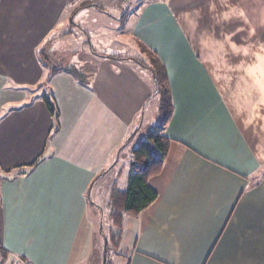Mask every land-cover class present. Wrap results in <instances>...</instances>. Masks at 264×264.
I'll list each match as a JSON object with an SVG mask.
<instances>
[{"label":"crops","instance_id":"1","mask_svg":"<svg viewBox=\"0 0 264 264\" xmlns=\"http://www.w3.org/2000/svg\"><path fill=\"white\" fill-rule=\"evenodd\" d=\"M74 1L0 0V258L82 264L87 209L101 214L94 184L109 169L123 192L129 148L145 138L144 120L158 123L155 58L169 84L170 142L148 180L156 200L123 217L118 243L128 252L118 264H264V0L143 5L135 20L112 18L128 28L125 57L77 52L71 43L91 38L71 30L53 57L48 46L36 51L50 35L37 11Z\"/></svg>","mask_w":264,"mask_h":264},{"label":"rangeland","instance_id":"2","mask_svg":"<svg viewBox=\"0 0 264 264\" xmlns=\"http://www.w3.org/2000/svg\"><path fill=\"white\" fill-rule=\"evenodd\" d=\"M158 1L161 0H76L74 3H67L66 5L56 4L49 9L48 7L43 10L40 9L37 11L35 19L38 21L40 28H50V33L48 32L50 35L47 34L48 36H46L42 43L38 45L36 51L46 52L48 46L50 49V55L53 57L55 51L60 48L57 46L58 43L56 42L59 39V36L69 33L71 30L73 35H81L85 41L86 36H90L91 38L89 39L90 41L88 44H84L83 46L80 42L73 41L71 45L74 47L73 50H77V52L80 50L85 51L88 47H92L91 52L93 54L96 53V55L114 54L120 57L130 55V53H132V45L130 44V41H124L126 39L125 33L128 31V28L124 31L125 25L119 21H113L112 18L117 19L127 12V17L135 20L137 19L139 9L143 5L149 6ZM86 2L92 6L100 7L101 12L94 10L86 15L75 17L80 11L81 5H84ZM21 13L22 11H20V14ZM120 28L122 29L120 30ZM66 48L67 47H65L64 44H61V49ZM144 52L147 53L145 50ZM42 56H44L43 53ZM80 59H85V57L81 56ZM50 60L51 62H55L53 64L55 66H57L58 63L61 64V61L59 60L57 61L53 58H50ZM62 62L64 64V61ZM93 63L94 62H92V64ZM41 94H43V92ZM155 104L157 106L158 102H155ZM158 123H160L159 120ZM158 123L156 119V123L149 126V124H147V120H144L141 129L146 132L149 128L152 129L153 127H156ZM131 149L132 148H129L128 150L130 161H132L130 154ZM121 159L124 160L123 157H121ZM108 170L104 173V175H101L98 178L90 193V201L92 202L90 203L97 206L101 210V214L98 212L95 213V209H87L84 221H87L88 233L86 232L85 238L78 242L77 246L81 250L79 255L83 260L82 264H85L89 259L91 261V258L94 255H97V264H118V262L122 260V256L127 255L126 253L128 252L122 243H120V246L118 243V248V246L113 243V239L110 238L112 236L110 233L112 226L109 219L110 209L107 207V204L112 189L115 188L117 191L121 188L122 184H118L116 188L115 182H113V171ZM112 182L114 187L111 188L110 186ZM89 229H92V234H89ZM104 251H106L105 255Z\"/></svg>","mask_w":264,"mask_h":264},{"label":"trees","instance_id":"3","mask_svg":"<svg viewBox=\"0 0 264 264\" xmlns=\"http://www.w3.org/2000/svg\"><path fill=\"white\" fill-rule=\"evenodd\" d=\"M88 6L92 5L86 2L84 5H81L80 8H86ZM97 8L101 11L100 7ZM106 57L116 59L114 56ZM41 59L45 62L49 61L42 55ZM133 60L139 62L137 59ZM151 61L152 66L150 69L155 81V90L152 97L156 95L159 96L157 116L160 123H158L156 127L148 130L145 138L136 142L131 147L130 154L133 165L130 168V175L125 190L123 192H118L114 188L110 193L107 204V207L110 209L109 219L112 229H115L117 232L115 235L111 234L112 236L110 238L113 239V243L117 246L124 215L137 217L140 212L148 208L156 200L157 193L149 187L148 180L161 172L170 142V140L162 134V127L169 121L172 114L169 86L163 66L155 58ZM56 71L57 70H52L51 74ZM43 100L50 116L52 117L53 125L55 126L57 124L58 115L56 114L52 103L45 97H43ZM134 136L135 134L125 141L119 150L131 143ZM40 162L41 159L38 158L32 164L28 165V174H30ZM104 253H106V251H104Z\"/></svg>","mask_w":264,"mask_h":264},{"label":"built area","instance_id":"4","mask_svg":"<svg viewBox=\"0 0 264 264\" xmlns=\"http://www.w3.org/2000/svg\"><path fill=\"white\" fill-rule=\"evenodd\" d=\"M0 264H31V263L22 257L14 256L11 260L0 258Z\"/></svg>","mask_w":264,"mask_h":264},{"label":"water","instance_id":"5","mask_svg":"<svg viewBox=\"0 0 264 264\" xmlns=\"http://www.w3.org/2000/svg\"><path fill=\"white\" fill-rule=\"evenodd\" d=\"M132 165H133V163H132ZM104 255H105V253H104ZM105 258V257H104Z\"/></svg>","mask_w":264,"mask_h":264}]
</instances>
